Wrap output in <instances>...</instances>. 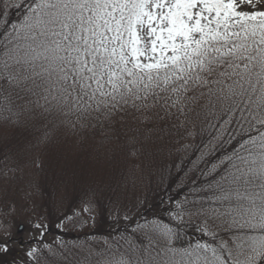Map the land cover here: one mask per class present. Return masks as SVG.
Here are the masks:
<instances>
[{"label":"snow or ice","instance_id":"snow-or-ice-1","mask_svg":"<svg viewBox=\"0 0 264 264\" xmlns=\"http://www.w3.org/2000/svg\"><path fill=\"white\" fill-rule=\"evenodd\" d=\"M34 110L73 131L99 127L105 154L118 139L114 117L129 112L146 123L156 110L178 128L194 114L207 131L192 166L168 170L177 195L161 200V213L149 217L143 201L115 205L116 227L75 264H264V0H0V118ZM130 143L136 161L144 144ZM33 165L43 170L39 157ZM143 170L132 163L109 176L98 162L96 171L101 185L126 187ZM21 191L23 199L46 194L38 180ZM98 207L88 199L56 227L77 217L95 223ZM17 210L15 202L0 206V254L11 255L3 218ZM33 226L42 237L47 225Z\"/></svg>","mask_w":264,"mask_h":264},{"label":"rangeland","instance_id":"rangeland-1","mask_svg":"<svg viewBox=\"0 0 264 264\" xmlns=\"http://www.w3.org/2000/svg\"><path fill=\"white\" fill-rule=\"evenodd\" d=\"M10 18L13 19V16ZM45 114L34 110L12 120L0 118V206L15 202L18 209L15 216L3 218L5 224L11 225V239L15 243L9 245L11 255L0 254V264H13V256L15 264H68L69 260L75 264L77 259L82 262L81 253L88 248L95 250V245L107 238L115 227L114 221L109 218V212L115 205L133 207L143 201L140 211L151 209L155 203L153 195L155 191H160L161 177L168 175L169 169L172 171L171 166L177 159L185 153L192 155L201 140L207 139V131L202 130L194 114L187 125L192 133L189 136L186 132L181 135L180 131L173 129L177 123L174 117H165L161 112L158 118L154 110L151 121L146 125L151 129L145 139L140 140L146 144L145 150L138 160L132 161L128 155L132 147V132H128L127 128L141 121L135 119L131 112L126 122L124 115L116 116L114 132L110 131V134L118 139L108 146L106 154L100 148L99 142L103 137L99 133L82 134L80 129L73 131L59 124L57 118H45ZM166 122L171 125L170 129L160 127ZM46 133L48 143H39ZM151 135L154 138L147 139ZM184 145L188 146L187 150ZM37 157L44 165L43 170L33 165ZM98 162L107 166L109 176L127 173L132 163H142L143 179L135 186L128 183L125 187L112 179L101 185L96 171ZM5 172H8L6 176ZM31 180H38L46 194L23 199L21 189L27 191ZM88 199L99 202V207L95 209V223L83 217L88 222L82 226L78 222L81 218L77 217L72 222L66 221L63 229L56 227L61 217L81 208ZM36 221L47 225L42 237L40 230L33 226ZM121 224L124 225V222ZM71 229L74 234L68 236ZM33 247L38 249L37 259L30 261L25 253ZM61 253L66 254L68 259Z\"/></svg>","mask_w":264,"mask_h":264},{"label":"trees","instance_id":"trees-1","mask_svg":"<svg viewBox=\"0 0 264 264\" xmlns=\"http://www.w3.org/2000/svg\"><path fill=\"white\" fill-rule=\"evenodd\" d=\"M13 12H14L13 15H12L13 16V19L18 18L19 13L15 12V10ZM44 117L47 118V119H50V120H53L54 118H56L53 115H50V114H47V113L44 115ZM123 118H124V121L126 122L127 115H124ZM115 121H116V116L114 117L113 123ZM113 123H112L111 130H110L112 132H114ZM147 124H148V122H146V123L145 122H141L138 125H131L130 124L131 126L127 128V131L128 132H132L130 134V135H132V138L133 137L136 138L137 143H136L135 146L137 148L140 147V144H141L140 140H144L145 139V135L148 134L149 133V130L151 129V126L150 125H148L150 127H146ZM160 127H163L162 129H165V128L170 129L171 125L169 124V122H166L164 124V126L163 125H160ZM173 129H176L177 131H180L181 132V135H183V134H185V132L188 134V131H190L191 128H190V126L187 127V128H178V127L175 126ZM154 130H155V128H154ZM80 132L82 134L83 133H93V132H96V133H99L98 135H101L100 134L101 130H100L99 127L85 129V131L82 130ZM150 138H154V135L149 136L147 139H150ZM145 145L146 144H144V146ZM190 157H191V154L185 153L181 158H179V159H177L175 161V164H177L178 166H186V167H189L190 168L192 166L189 163V158ZM184 158H187V159L184 160ZM171 174L172 175H176V169L175 168L172 169ZM168 175L163 176V177H165V179L163 181L162 180H159V183H160V191H159V193H157V191H155L156 194L153 195V200L155 201V203L152 205L151 209H147V212H146L147 214H150V213H153V214H156V215L160 214L161 211L157 213V210L161 206H163L161 204V200L164 201V204H167V203H169V198L170 197H176V195H177L176 187H175V185H173L172 187H169ZM180 198H183V196H181ZM121 222H123V221H121ZM115 227H116V225H115ZM119 227L121 229H123L124 225H122L120 223ZM75 228L76 227H74V229ZM73 234H74V230L71 229L70 230V234L68 236H72Z\"/></svg>","mask_w":264,"mask_h":264}]
</instances>
